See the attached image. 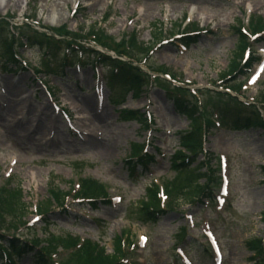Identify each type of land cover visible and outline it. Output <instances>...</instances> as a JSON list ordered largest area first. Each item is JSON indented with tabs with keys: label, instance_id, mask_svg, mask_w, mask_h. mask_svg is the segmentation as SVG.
I'll return each instance as SVG.
<instances>
[{
	"label": "rangeland",
	"instance_id": "rangeland-1",
	"mask_svg": "<svg viewBox=\"0 0 264 264\" xmlns=\"http://www.w3.org/2000/svg\"><path fill=\"white\" fill-rule=\"evenodd\" d=\"M52 1L11 0L8 4L6 1L0 2V17H15V20L0 18V23L7 21L15 26L16 33L13 37L10 35L13 40L15 37L19 39L22 35L27 36L29 32L37 35L46 29L57 33L63 26L71 33L81 30L83 35L95 24H102L103 32L117 42L123 36H128V39L131 37L134 48L137 45H151L153 38L158 35L160 22H163L165 29L169 31L171 23H180V19L190 13L189 6L194 5L200 13L192 15V22L197 23L200 29L207 30L203 31L199 42L184 51L178 49L175 42L168 41L166 45L154 48L149 59V64L154 67H162L172 74L180 75L188 86L195 83L210 84L211 88H215V82L221 79L220 75L234 57L237 48L234 28L238 21L248 13L264 21V0H79L83 9L78 10V6L76 13H73L74 4L73 0H70L63 12L56 10L54 21L49 20L48 14ZM164 5L171 14V17L165 20L162 16ZM136 8L142 10V18L135 12ZM25 17L31 21H23ZM223 17L227 18L225 22H221ZM171 26L173 29L174 25ZM163 36H166V39L167 33ZM129 42L131 43V40ZM21 54L31 66L40 65L42 62L40 50L36 48L21 50ZM47 70L50 73V68ZM59 71L45 76L42 74L40 79L53 90L51 93L57 102L70 114L71 124L75 121L76 130L92 135L95 130H99L100 138L69 135L66 123L60 116L52 113L53 109L44 90L30 71L25 69L18 73L2 74L0 90L5 92L6 99L1 98L0 92V182L4 178L3 172L7 171L10 160L14 158L15 165H10L9 169L10 177L14 180L12 187L17 185L21 188L26 197L23 201L33 205L47 197V188L50 186L55 185L66 190L69 182H75L79 176L97 179L108 187L110 197L123 196V202L103 206L96 212L89 209L79 211L77 207H70V215H61L56 211L46 218L51 224L47 233L54 236L72 234L91 239L104 247L106 254L112 253L113 238L120 236L124 231L131 232L137 241L140 236L145 235L148 238L146 250L138 252L140 257L143 255L140 264H170L173 259V245L185 223L183 216L175 212L152 225L143 224L138 215L140 204L143 202L141 199L150 178L168 179L173 173L169 169L168 161L157 157L159 163L153 165L149 174L139 176L141 173L137 169L138 174L131 175L123 160L129 152L130 144L142 143L146 132L137 122H119L117 111L123 108L142 109L150 101L149 111L156 119L157 127L162 130L153 134L154 143L168 156L177 148L175 133L186 130L188 121L177 115L172 104L157 87L149 89L146 94L143 93L136 99H131L128 94L121 107L115 108L105 104L98 118L94 110L95 98L91 92V67L86 66L80 71L68 69L66 74H59ZM104 85L106 97L109 94L106 81ZM80 86L83 91L79 90ZM17 87L21 88L18 111L26 116L23 119L20 115L9 116L8 111L9 102L13 99L10 92ZM262 89L264 79L257 86L249 89L243 87L244 96L247 99L253 96L255 98ZM89 98L90 101H87ZM38 121L46 125L44 134L29 133V126H35L34 122ZM52 123L56 129L51 132ZM166 129L170 131L169 136L164 133ZM216 133L218 135L210 139L208 148L230 156L228 191L231 194V208L227 210L226 207L218 219L213 211L195 207L190 209L183 203L180 204L182 208L179 211L187 212L190 219L187 224H192L193 221V227H188V234L192 237L200 236L205 222L211 224L213 232L220 238L223 264H251V253L245 243L254 238H264V184L259 170L264 165V131L231 133L228 130H217ZM13 136L22 142L25 151H17L7 143ZM98 147L106 149V154L97 149ZM30 173H33V176ZM33 200L36 201L32 202ZM33 214L34 208L31 206L26 210L23 221L30 223L34 219ZM34 226L35 233H25L22 229L19 234L24 233L26 237H32L34 234L40 238L44 237L43 230H38L43 227V223L39 222ZM201 241L205 240L202 238ZM187 250L196 264H211L195 246L192 245ZM64 257L67 255H63L61 259ZM88 259L91 260L90 257ZM21 264L30 263L23 260ZM62 264L78 263L66 259Z\"/></svg>",
	"mask_w": 264,
	"mask_h": 264
},
{
	"label": "trees",
	"instance_id": "trees-1",
	"mask_svg": "<svg viewBox=\"0 0 264 264\" xmlns=\"http://www.w3.org/2000/svg\"><path fill=\"white\" fill-rule=\"evenodd\" d=\"M92 31H95V28L92 29ZM238 35V55L240 56V53L244 47V44H245V38L239 33V31H235ZM160 38V33H158L157 36L154 37L155 40H158ZM2 47V51L5 52L4 54L7 56V58H10L11 60V47L9 46V44L7 45V42L4 41L1 45ZM238 55L235 57V58H238ZM233 59L232 62L229 64V68L228 70L223 73L221 75L224 76L228 73H230L236 66V61L237 59ZM126 74L124 73H121L120 75V78L123 80L122 82L123 83H126V85L128 87H130L131 89L135 90L139 83H137V81L134 79V77H129L128 78V82H124L125 81V78H126ZM131 78V79H130ZM188 107V106H187ZM189 108V107H188ZM185 111V114L191 119V124H192V128L191 129L193 132L191 134H189L187 137H186V142H183L184 139H182V145L185 147V149H187L188 151H193L192 147L195 146V143H197V135L195 133V126H196V123H195V119H194V111L193 109L189 108L187 110H184ZM139 118H142L140 115H138ZM239 123H241V121L238 120ZM248 122H255L254 119H248ZM253 124H256V123H253ZM176 158L178 159H182L181 157H178L176 156ZM179 161V160H178ZM184 164V160L182 161H179V163ZM173 164L174 166L177 165V160H174L173 161ZM176 171H179L178 168H175ZM200 170V169H199ZM198 171V169H197ZM194 172L195 176L194 178H189L188 179V182L185 178V180H181V182H177L179 184H174L172 185L171 187H169L170 191L174 194V195H177V198L180 197V199H183L184 202H190L193 197L198 193V189H199V185L197 184V180L201 177L200 175V172ZM264 172V170H263ZM85 191H91L90 187L89 186H86L85 187ZM155 189L154 188H151V189H148L147 192H146V202L150 205H152L153 207H157V203H156V199H155ZM176 198V199H177ZM14 199H15V202H14ZM22 199H23V196L21 195V192L20 190L17 191V194H15L14 196H12V200L13 202H6L5 203V207H6V211L9 215H11L13 218L16 217V225L18 224H21V218H23L24 215L21 216V214L25 211V204L24 202H22ZM61 200V198H60ZM59 201V200H57ZM146 203H142V207H141V210H140V216H142V218H146L148 220H153L152 219V215L149 214L147 212V209H146ZM46 209V208H44ZM115 248H114V251L112 253V255H104V252L103 250H101V252H97L96 253V256L94 257V259H87L89 256L88 253H91V252H94L96 250V246L95 245H91V244H87L83 249H81L79 252H78V258L80 259V261L83 263V264H117L118 262V258H119V243H118V240L116 239L115 241ZM259 243V241H257V244ZM255 250H257V247L255 248ZM86 256V258H85ZM85 258V259H83ZM83 259V260H81ZM40 260H41V257H40Z\"/></svg>",
	"mask_w": 264,
	"mask_h": 264
},
{
	"label": "bare ground",
	"instance_id": "bare-ground-1",
	"mask_svg": "<svg viewBox=\"0 0 264 264\" xmlns=\"http://www.w3.org/2000/svg\"><path fill=\"white\" fill-rule=\"evenodd\" d=\"M6 1V2H5ZM11 0H0V2H5V3H9ZM70 1V0H53L50 10L48 12L49 14V20L54 21L55 18V13L56 10L58 9L59 11L61 10L63 12L64 7H66V3ZM200 11L197 13V15H199ZM152 17V16H151ZM210 19V18H207ZM227 18L223 17L221 22H225ZM21 93V88L17 87V89L12 90V92H10V94L13 96L12 101L9 102V107H8V111H9V116L11 117H15L12 115H21V113L18 111V107H19V103L20 100L18 99L19 94ZM87 100V99H86ZM90 101V98L87 100ZM35 126H29L28 128V132L32 133V132H37L39 134H44V132L46 131V125L44 122L38 121L37 123L34 122ZM26 132V134L28 133ZM8 144H10L13 148H15V150L17 151H25L24 146L22 145V142L16 138V137H10L7 141ZM97 149H101V151H103V153L106 154L107 150L103 149V147H98Z\"/></svg>",
	"mask_w": 264,
	"mask_h": 264
}]
</instances>
